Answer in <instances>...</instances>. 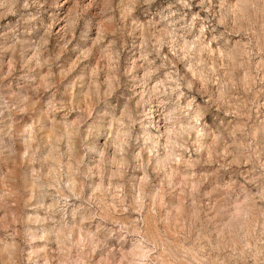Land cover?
<instances>
[{"label": "clouds", "instance_id": "clouds-1", "mask_svg": "<svg viewBox=\"0 0 264 264\" xmlns=\"http://www.w3.org/2000/svg\"><path fill=\"white\" fill-rule=\"evenodd\" d=\"M0 264H264V0H0Z\"/></svg>", "mask_w": 264, "mask_h": 264}]
</instances>
